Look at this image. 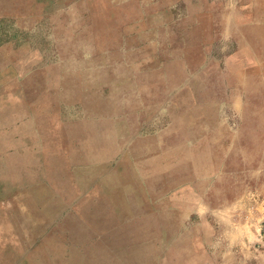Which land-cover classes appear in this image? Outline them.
<instances>
[{"label":"rangeland","instance_id":"1","mask_svg":"<svg viewBox=\"0 0 264 264\" xmlns=\"http://www.w3.org/2000/svg\"><path fill=\"white\" fill-rule=\"evenodd\" d=\"M260 20L0 0V264H264Z\"/></svg>","mask_w":264,"mask_h":264},{"label":"crops","instance_id":"2","mask_svg":"<svg viewBox=\"0 0 264 264\" xmlns=\"http://www.w3.org/2000/svg\"><path fill=\"white\" fill-rule=\"evenodd\" d=\"M250 24V23H249ZM255 27H257V29H261V34H262V31L264 32V20H260V21H258L257 22V25L255 26ZM261 50H262V48H261ZM234 217V215H232V217L231 218H233ZM231 221H233V219H231L230 220V222ZM214 222H215V220H214ZM231 225H233V222H231ZM235 227L237 228L236 229V231L237 232H239L242 228V230L244 231L245 229H246V227H247V225L244 223L243 225H235ZM257 238V232L256 233H254L253 235H249L248 236V241L247 240H244L243 241V244L246 246V245H248V243H249V240H255ZM232 242L234 243V244H238L239 243V241L237 240V243H235L234 241H233V239H232Z\"/></svg>","mask_w":264,"mask_h":264},{"label":"bare ground","instance_id":"3","mask_svg":"<svg viewBox=\"0 0 264 264\" xmlns=\"http://www.w3.org/2000/svg\"><path fill=\"white\" fill-rule=\"evenodd\" d=\"M39 1V0H38ZM33 4V3H32ZM36 9V8H35Z\"/></svg>","mask_w":264,"mask_h":264}]
</instances>
